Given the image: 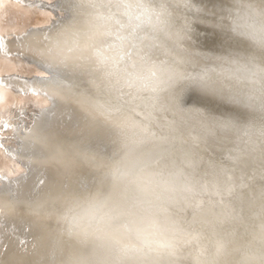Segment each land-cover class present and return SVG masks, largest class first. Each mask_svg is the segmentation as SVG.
I'll use <instances>...</instances> for the list:
<instances>
[{
  "label": "bare ground",
  "instance_id": "6f19581e",
  "mask_svg": "<svg viewBox=\"0 0 264 264\" xmlns=\"http://www.w3.org/2000/svg\"><path fill=\"white\" fill-rule=\"evenodd\" d=\"M124 5H138L149 10L147 22L135 21L139 26L133 33L132 43L138 44L139 50L132 44L125 49L133 61H138L148 52L143 49L142 37L155 30L162 33L158 29L170 22L165 9L157 7L154 0H0V259L6 264H32L34 258L20 256L19 250L37 248L49 253L42 264H56L57 257L66 255L70 245L57 236L50 223L38 222V213L62 210L63 198L69 191H89L104 186L101 172L117 155L114 138L110 130L98 123L86 122L73 105L61 102L52 95L50 85L53 83L62 90L66 85H72L85 94L91 90L80 77L64 71L47 54V50L51 41L65 31L85 29L90 24L103 22L107 17L112 18L108 24L113 25L115 30L118 25L114 21L127 22V17L123 15L126 10ZM140 10V7L136 8L137 12ZM95 17H101V21ZM131 31V28H126L121 35L127 39ZM151 36L156 37L154 33ZM146 47L153 49V45ZM137 51L139 55H136ZM95 56L102 63L106 61L104 57L108 58L106 51L99 48ZM146 58L150 62L161 63L154 56L147 55ZM124 61L128 63L121 53V62ZM125 100H128L130 110L139 103L134 96H126ZM161 103L168 104L166 98ZM142 111L136 108L131 112L133 123L142 121L149 124ZM4 124L8 127L4 128ZM159 125L157 121L151 122L152 130L158 136L167 138L159 145V151L165 153L164 163L182 169L195 185L199 176L195 175L197 157L191 145L183 142L184 137L170 129L163 132ZM60 126L75 138L67 142L69 146L53 145L46 136L48 130ZM77 136L83 137L86 142L99 136L102 140L98 143L99 148L111 147V156H98L94 151L77 149L74 143L81 145ZM43 166L52 169L46 171ZM76 167L89 168L94 171L95 178L87 174L83 180L77 179L73 174ZM6 202H15V208L6 209ZM192 202L195 203L194 200ZM213 203H203L198 213L183 204L170 208L173 218L180 221L187 235L178 238L175 255H169L168 249H164L158 255L151 254L140 264L261 262L260 256L245 253L253 244L247 242L240 231L234 233L235 230L224 226L225 213ZM21 216L28 220V225L21 222ZM192 236L197 239H190ZM146 239L150 240L147 236ZM218 245H223V252L216 256ZM78 251L91 256L94 248L89 244ZM99 254L103 256L105 253ZM110 259L115 264L114 257ZM123 264L129 262L124 261Z\"/></svg>",
  "mask_w": 264,
  "mask_h": 264
},
{
  "label": "clouds",
  "instance_id": "9594fccd",
  "mask_svg": "<svg viewBox=\"0 0 264 264\" xmlns=\"http://www.w3.org/2000/svg\"><path fill=\"white\" fill-rule=\"evenodd\" d=\"M137 7L141 8L139 12ZM124 8L127 22L114 21L118 25L115 30L108 24L112 18L107 17L85 29L65 31L51 41L47 50L64 71L80 77L91 90L85 94L72 85H66L62 90L53 83L50 85L52 95L73 105L86 122L98 123L110 130L117 151L116 158L101 172L102 188L69 191L63 198L62 210L38 213V222L50 223L57 236L70 245L66 255L57 257L56 264H113L110 257H114L115 264L124 261L140 264L151 254L158 255L164 249H168L169 255H175L178 238L187 233L180 221L173 218L170 208L183 204L198 213L202 201L192 202L200 192L183 170L164 163L165 153L159 151V145L167 138L152 130L151 122L156 121L154 113L167 111L177 120L195 121L209 131L230 127L228 123L210 121L202 113L183 109L180 98L183 89L177 93L175 103H161L181 85L210 89L215 83L213 73L217 70L187 71L183 59L155 63L146 58L147 54L133 61L125 49L132 44L139 50V45L132 43L133 33L139 26L135 21L147 22L149 10L138 5H124ZM94 19L101 21V17ZM126 28L132 30L127 39L121 35ZM110 37L114 39L110 40ZM249 39L264 46V28L254 29ZM98 48L108 55V60L103 63L95 56ZM121 53L128 63L121 62ZM255 83L259 84V81ZM141 93L147 95L141 96ZM126 96H134L139 101L131 110ZM136 108L143 109L149 124L132 122L131 112ZM166 124L171 129L174 121L167 120ZM15 206V202L4 203L6 209ZM89 244L94 248L93 254H80L78 249ZM101 252L105 254L101 256ZM222 252L223 245H218L215 255ZM19 254L33 257L32 264H42L49 256L47 250L40 248L20 249ZM0 264H6V261L0 259Z\"/></svg>",
  "mask_w": 264,
  "mask_h": 264
},
{
  "label": "rangeland",
  "instance_id": "374dc122",
  "mask_svg": "<svg viewBox=\"0 0 264 264\" xmlns=\"http://www.w3.org/2000/svg\"><path fill=\"white\" fill-rule=\"evenodd\" d=\"M154 1L170 22L158 29L162 33L153 32L156 37H142L147 55L167 63L183 59L187 71L217 70L210 89L181 85L164 97L167 103H175L183 89V109L230 127L209 131L167 111L155 112L156 121L163 132L170 129L166 121H174L170 130L184 137L197 157L195 185L200 195L194 202L221 207L224 226L240 231L253 244L244 252L260 256L261 262L248 263L264 264V46L249 39L254 29L264 28V0ZM236 152L247 156L238 174L228 171L226 159Z\"/></svg>",
  "mask_w": 264,
  "mask_h": 264
},
{
  "label": "water",
  "instance_id": "95a60500",
  "mask_svg": "<svg viewBox=\"0 0 264 264\" xmlns=\"http://www.w3.org/2000/svg\"><path fill=\"white\" fill-rule=\"evenodd\" d=\"M178 89V88H177ZM177 89H175V90H177ZM263 116V115H262ZM47 133V132H46ZM47 138H48V140L51 142V143H53V145L54 144H58V145H60V146H62L63 145V147H66V146H69L70 145V143H67V142H69V140H74L72 137H71V135H68V132H67V130H65V129H63V127H59V128H53V129H51V130H48V133H47ZM79 136H77V138H78ZM98 138H91L90 140H87V142H86V140L83 138V137H79V139H80V141H77V142H79V144H81V145H78L77 143H74V142H71V143H74L75 144V147H77V149H81V148H83V150L84 151H90V152H92L93 153V151L98 155H109V156H111V154H112V151L110 150L109 151V149L111 148L110 147V145H109V147L110 148H106V149H104V148H99V142L101 143V139L99 138V136H97ZM78 140V139H77ZM62 144V145H61ZM72 145V144H71ZM78 145V146H77ZM54 147V146H53ZM108 150V151H107ZM100 151V152H99ZM98 155V156H99ZM247 158V156H246V154L245 153H242V152H240V153H234V155H232V157H226V159L227 160H229L230 161V167H229V169L230 170H228L229 172H234V173H237L238 174V171L239 170H241L242 171V169H243V160H246L245 158ZM247 161V160H246ZM195 167V166H194ZM194 167H193V169H194ZM43 168L46 170V171H50L51 169H52V167H49V166H43ZM43 170V169H42ZM91 170H89V168H86V167H83V168H81V167H76L75 169H74V176L77 178V179H82V178H84L85 177V175H87V174H89V175H92L93 176V178H95V176H94V171H91ZM68 178L66 177V180H67ZM83 180V179H82ZM82 180H80V182L82 181ZM29 199V198H28ZM20 219H21V222H23L24 223V225L26 224V225H28V220H26L25 218H23L22 216L20 217ZM14 220H17V219H14ZM26 230H28V229H26Z\"/></svg>",
  "mask_w": 264,
  "mask_h": 264
},
{
  "label": "snow or ice",
  "instance_id": "6c2138e0",
  "mask_svg": "<svg viewBox=\"0 0 264 264\" xmlns=\"http://www.w3.org/2000/svg\"><path fill=\"white\" fill-rule=\"evenodd\" d=\"M107 59H108L107 57H104V60H107ZM3 127H4V128H7L8 125H7V124H4Z\"/></svg>",
  "mask_w": 264,
  "mask_h": 264
}]
</instances>
